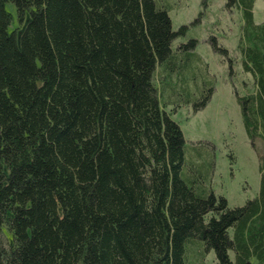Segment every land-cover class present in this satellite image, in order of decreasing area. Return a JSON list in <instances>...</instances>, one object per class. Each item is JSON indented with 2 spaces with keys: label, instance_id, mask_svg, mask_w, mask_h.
Here are the masks:
<instances>
[{
  "label": "trees",
  "instance_id": "obj_1",
  "mask_svg": "<svg viewBox=\"0 0 264 264\" xmlns=\"http://www.w3.org/2000/svg\"><path fill=\"white\" fill-rule=\"evenodd\" d=\"M169 1L0 0V264H204L210 250L264 264V20L255 0L226 1L259 170L256 196L229 206L209 149L186 146L166 110L213 92L196 40L172 45L185 26Z\"/></svg>",
  "mask_w": 264,
  "mask_h": 264
},
{
  "label": "rangeland",
  "instance_id": "obj_2",
  "mask_svg": "<svg viewBox=\"0 0 264 264\" xmlns=\"http://www.w3.org/2000/svg\"><path fill=\"white\" fill-rule=\"evenodd\" d=\"M203 1L171 0L168 14L173 30L185 26L174 38L173 47L190 38L196 40L193 49L213 80L212 95L198 110L192 103L178 107L168 104L166 110L179 124L186 146L197 143L209 149L208 184L216 195L226 198L229 206H236L256 196L259 188L258 157L244 130L237 100V95L254 89L253 78L242 70L240 62V10L227 7V0H205L204 5ZM6 8L15 13L12 3ZM253 18L255 23L264 20V0L254 1ZM17 26L14 19L10 28ZM215 47L226 48L227 54ZM256 143L259 152L260 141ZM204 264H217L213 250L204 255Z\"/></svg>",
  "mask_w": 264,
  "mask_h": 264
}]
</instances>
